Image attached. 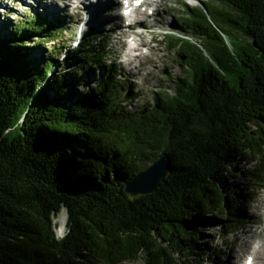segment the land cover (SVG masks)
Segmentation results:
<instances>
[{
	"label": "trees",
	"instance_id": "1",
	"mask_svg": "<svg viewBox=\"0 0 264 264\" xmlns=\"http://www.w3.org/2000/svg\"><path fill=\"white\" fill-rule=\"evenodd\" d=\"M201 5L176 20L199 42L169 35L187 70L131 110L124 84L108 76L104 38L88 37L74 50L80 59H66L74 74L105 69L90 86L64 75L62 47L38 64L28 56L27 37L54 46L57 26L28 18L3 33L0 264H179L177 253L204 254L214 214L226 217L223 235L239 232L241 198L224 190L231 175L264 181V0ZM163 154L171 174L131 198L127 184ZM237 157L255 170H238Z\"/></svg>",
	"mask_w": 264,
	"mask_h": 264
},
{
	"label": "rangeland",
	"instance_id": "2",
	"mask_svg": "<svg viewBox=\"0 0 264 264\" xmlns=\"http://www.w3.org/2000/svg\"><path fill=\"white\" fill-rule=\"evenodd\" d=\"M2 0L1 4L6 5V7L1 6L0 10V38H2L3 33L10 36V30L12 27L18 26L21 20L31 19L35 17L39 13L43 16V18H47L45 15V9L42 3H50L54 0H41L40 5L30 4L32 0ZM29 1V2H28ZM71 11L64 12V6L68 3V0H62L58 5L57 11L53 16L55 20H52V23L57 24L62 22V32L59 34L58 43L56 46H60L61 43L64 45L65 52L63 51L62 56L58 59L60 64H67V68L64 69L63 73L67 76L68 80L72 83L75 81V76H80V79L86 85L94 86L96 81L100 77V73L103 72V69L99 70L95 68V72L88 71L84 73V70L78 71L76 74L71 73L74 71L75 66L72 63H67V58L75 59L82 56L79 53L74 52V48L76 47L75 41L78 39V35L80 29L83 28L82 23L86 21V10L80 14L78 11V4L73 2ZM116 1V0H115ZM159 3L162 6H159ZM184 3L188 6H195L197 4H201L200 0H153L147 7L141 6L144 14L141 16V20L137 21L139 24H135V31L142 32L147 34L150 40V45L142 46V52L145 54L144 58H137L133 61L134 67H131L129 73H126L125 68L122 67L123 61L127 58V55L124 51V45L119 40V34L114 33L113 30H116V24L121 23V19L125 22H130L128 18L124 15L120 17V21L118 20V15L120 11L112 7L107 11H104L105 16H107L106 22L98 27L97 25L93 28H97L98 35H105L107 37L109 46V56L108 62L113 63L117 68L119 73V78L123 81L125 94L127 95V99L131 101L129 109H133L139 105L144 104V102H149L152 99L153 92L157 89L165 88L171 84L172 78H177L178 75L184 74L187 70V65L183 61L177 59L175 54L176 48H170L168 45L171 43L170 37H167L166 34L171 35H181L184 36L183 31L178 28L177 24H175L177 18L181 15L182 9L184 8ZM46 4V5H47ZM49 5L46 7L48 8ZM114 6V5H113ZM37 9L35 10V8ZM81 7V6H80ZM121 10H124V7ZM155 7L154 13L149 14V12ZM80 14V15H79ZM79 15V16H78ZM117 15V16H116ZM127 15V13H126ZM78 16V18H77ZM49 18V17H48ZM79 22H78V21ZM81 23V24H80ZM146 25H145V24ZM217 24V23H216ZM219 24V23H218ZM217 24V25H218ZM54 26V24L52 25ZM91 28V29H93ZM115 28V29H114ZM85 33V32H84ZM81 33L82 35L84 34ZM90 33V29L87 34ZM63 37V39H62ZM76 37V38H74ZM134 37H136L134 39ZM134 33H130V35H125V43L127 46L133 47L138 40ZM74 38V41L70 40ZM190 38L193 42H199L194 37H185ZM43 41H40L42 48L37 46V43L32 42L33 39L29 40L27 37L26 44L28 48L26 51L29 53V57L31 59H35L36 63L42 62V60H48V58H54L51 49V43L45 38L39 37ZM166 39L168 41H166ZM64 41V42H63ZM70 41V44L69 42ZM68 42V43H67ZM134 53H137L134 52ZM76 62L75 64H77ZM71 65V66H70ZM55 72H52L53 75ZM75 90L78 92L75 97L79 98L82 94V85L76 86L74 85ZM126 87H129L133 92L128 93ZM236 165L238 170L246 171V170H255L254 161L245 159V158H236ZM264 178V176H262ZM228 181L231 183L227 190H224V194L231 197L233 195L240 196L241 203L235 207L237 213L244 215L248 218L243 221L242 225L245 230L241 233L230 234L229 236H225L221 239V232H223V223H221L219 218L225 219L226 217L221 216L219 214H214L213 216L217 219L209 221L205 224V233L202 236V246L201 249H208L210 247L216 248L218 252L219 258H209L206 254L200 255L198 260L194 262L189 261L190 258H194L192 255H188V253L181 252L180 254H176L177 262L179 264H225L228 257L231 255L233 248L238 252H244L245 247H247L248 243L254 241L255 244L259 242L258 238H254L255 234L260 232L264 227V181L254 182V179L251 178H238L237 176L231 175L228 176ZM257 183V184H256ZM262 185V186H261ZM231 187V188H230ZM232 189V190H231ZM207 214V213H206ZM66 214L63 213L57 218V227L56 232L60 238H62L66 234V226L61 227V218ZM210 216V214H208ZM206 252V250H205ZM207 253V252H206ZM246 259V255L244 256ZM244 259V261H245ZM129 264H142V261L139 263L131 262ZM243 264V261L242 263Z\"/></svg>",
	"mask_w": 264,
	"mask_h": 264
},
{
	"label": "bare ground",
	"instance_id": "3",
	"mask_svg": "<svg viewBox=\"0 0 264 264\" xmlns=\"http://www.w3.org/2000/svg\"><path fill=\"white\" fill-rule=\"evenodd\" d=\"M1 1L2 0H0V5L3 6V4H1ZM22 1L23 0H21L20 2H22ZM54 1L55 2L51 1L50 3L47 4L49 6H48V10L45 11L46 16H53L54 13L57 11L56 7H58V5L60 4V2L62 0H54ZM114 1L115 0H104L102 2H98L94 6V8L90 11L87 10V9H89V7L81 8L80 4L84 3V2H79L80 4L78 3L77 8H78V11L81 12L80 14H82L85 10L88 13L87 14V24L84 28L86 29L89 24H91V26H93V27L96 25L98 27H101L107 20V16H105L104 11L112 9L113 5L116 8H119V5H121L120 0H118L116 2H114ZM71 2H72V0H68V3L65 4L64 12L65 11H71L70 10V8L72 7ZM34 3H35V5H40L41 1L40 0H32L30 2V4H32V8H33V6H35V5H33ZM1 6H0V10L2 8ZM141 6H142V4L140 5V7H138V6H134V8L130 7L131 9H130L128 16H129L131 21L128 23V22H125L124 20L121 19V23L116 24V27H115L116 30H113L114 33L119 34V40L124 45L123 47H124L125 54L127 55V58L125 59V61H123L124 64L122 63V67L125 68L126 73L130 72L131 67H134L133 61L135 59H137V58L142 59L145 57V54L142 52L141 45L142 46L150 45V40H149V37L147 34H145V33L142 34V32L135 31L136 30L135 24L136 25L139 24L137 21H140L142 19L141 16H143V14H144L143 10L141 9ZM159 6H162V4L159 3ZM36 9H37V7L35 8V10ZM123 13H124V11L122 10L118 15L117 18L119 21H120L119 18L123 16ZM39 15H41V13H39ZM78 16H77V18H78ZM39 20H41V19H39ZM54 27H56L55 24H54ZM131 32L134 33L139 38L137 37L138 40L136 41V44L133 47H127V45H126L127 43H125L124 36L129 35ZM135 38L136 37H134V39ZM81 43H83V41H80V44ZM62 44L63 43H61V45ZM107 49L110 50L108 47H107ZM107 49L104 51V53H106V54H107ZM63 51L65 52L64 45L62 46V53H63ZM136 51H137V53H134ZM107 58H108V56L105 58V61H106L105 64L107 66L111 67V71L109 72L108 76L112 77L113 80L116 78L118 79V77L115 75L116 73H114L115 71H114L113 63H111V65H109L110 63L108 62ZM97 81H96V83H97ZM96 83H95V85H96ZM126 90L128 93L133 92L129 87H126ZM64 226H66L65 215H63L61 218V227H64ZM254 238H258L259 242L257 244H255L254 241H251L250 243H248L247 247H245L244 252H242V253H238L233 248L231 255L228 257L229 260L225 261L226 262L225 264H241L242 261H244V259H245L244 256L246 254H247V256H246V259L243 262V264H264V227L260 232L255 234ZM216 255H217V252H216ZM213 257H215V256L212 255L209 258H213Z\"/></svg>",
	"mask_w": 264,
	"mask_h": 264
},
{
	"label": "water",
	"instance_id": "4",
	"mask_svg": "<svg viewBox=\"0 0 264 264\" xmlns=\"http://www.w3.org/2000/svg\"><path fill=\"white\" fill-rule=\"evenodd\" d=\"M172 172V166L167 154L160 155L153 161L149 162L144 169L133 176V179L127 184L126 192L131 198L138 197L147 193H153L161 181ZM66 214L64 210L61 214ZM57 222V221H56Z\"/></svg>",
	"mask_w": 264,
	"mask_h": 264
}]
</instances>
